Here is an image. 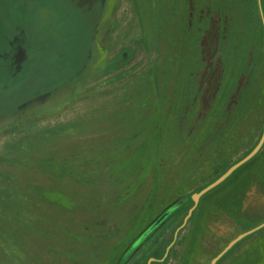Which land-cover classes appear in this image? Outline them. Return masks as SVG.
Here are the masks:
<instances>
[{"label":"rangeland","instance_id":"obj_1","mask_svg":"<svg viewBox=\"0 0 264 264\" xmlns=\"http://www.w3.org/2000/svg\"><path fill=\"white\" fill-rule=\"evenodd\" d=\"M215 11L217 32L230 36L208 59L202 40ZM259 11L257 0H0V264H211L263 224L264 143L252 165L239 171L256 155L195 200L263 138ZM209 84L227 92L243 84L233 138L219 133L222 143L212 145L213 132L202 144L196 137L220 103L214 93L208 110ZM158 119L172 138L155 220L168 216L130 248L154 175L119 169L137 148L126 140L151 133ZM261 253L264 228L217 264H248Z\"/></svg>","mask_w":264,"mask_h":264},{"label":"trees","instance_id":"obj_2","mask_svg":"<svg viewBox=\"0 0 264 264\" xmlns=\"http://www.w3.org/2000/svg\"><path fill=\"white\" fill-rule=\"evenodd\" d=\"M258 2H259V0H257V3ZM262 7L264 8V0H262ZM214 15L216 16V18H214L212 20L211 29L208 32V34L206 35V37L202 40L203 54L208 59H212L215 57V54L217 52V45L219 47L221 41H223L224 44L226 45V41L230 36V34L228 32V28H225V27L222 29L220 34L217 32L218 26L221 29V26L219 25L220 13L219 12L217 13V11H215ZM217 16H218V18H217ZM260 22H261V25H260L261 34H262L263 40H264V30H263L264 24H263L261 13H260ZM251 47H252L251 45L247 44L246 53H245V57H244V59H246V61L248 62L244 66V68H246L247 70H249L252 67V65H254L253 60H250V58H249L250 51L252 52ZM220 68L221 67L219 66V70H220ZM219 70H218V68L213 69L215 78H217L218 74H220L219 75V79H220L221 71H219ZM222 76L225 78L224 70L222 71ZM223 77H221V80L222 79L224 80ZM224 85L225 84H209L208 88L206 89V92L204 93L203 97L205 99V103L207 104V107H209V103L211 106V103L214 101V100H211L214 97V96L212 97V95L214 93L216 95H220V97H219L220 103L217 104V106L214 109L216 111L215 117L210 118L209 121L207 122V129L204 130L203 132H201V134L196 135L197 139H199L201 141V142H199L201 144H202V141L206 137L205 132H207L208 130H209L208 133L213 132L211 134V136L213 138L206 141V142H208L209 145H212L215 142L222 143V140L219 139L220 138V135H218L219 133L224 134L223 137H226L228 135V137L233 138L231 131H229L230 130L229 129V126H230L229 122L230 121L232 122V120L230 119V116L232 115V113L235 109V106L237 105L236 102L239 99L237 94H236L237 87L240 85H243V84H237L236 89L234 91H232L233 88L231 86V89L229 90V92H227L226 90H222L224 88ZM246 85H248V84H246ZM239 91H240V87L238 89V92ZM211 108H212V106L209 107L208 110H210ZM164 124H165V122H162L161 119H158L155 122V125L153 126V131H151V133L145 134V131L142 129L135 136H133L134 138L130 137L126 140L127 143H130V145L132 143H133V145L136 144L137 148L135 149L134 153H132L126 159L125 164L122 167H120V169H119L120 173H122L124 177H130L134 173H138V174H140L139 177H141L145 180L148 177V175L150 174V172H153V175H154V183L153 184H154V188H155L154 191H152L150 193V195H148L146 200L143 202L144 206L142 208L141 207L139 208V211H140V209L142 211V219H144L143 225H142L143 226L142 230L139 232V235L141 236V238H138L137 237L138 234H136L135 237L131 241L132 243L129 244L127 247H129L130 245L133 246L134 243H139V241H141L143 238H145L146 235H149L166 218V216H168V214H166L162 218H158L157 220H155L156 219L155 216H156L158 207L156 206L154 200L157 199V193H158V190L160 187L159 181L161 180L162 170H163L164 165H165L166 144L172 138L171 136H168V133L171 131L167 130V128L165 130ZM196 131H197V128L194 127L193 130L191 132H189V134L187 136L193 137L194 133H196ZM181 141H182V145L185 146L184 145L185 141L184 140H181ZM199 143H197L198 149H200V147L202 150H204V149L207 150L209 148L208 145L203 144V146L202 145L200 146ZM222 147L227 148L228 145H226V143H225V145H223ZM261 153L257 154L256 157H254L251 161H249L247 164H245L243 166V168H241L239 171L245 170L246 167L252 165L254 163V161L259 159V156ZM193 168H196V166H193ZM182 186H185V190L183 191V193H189L187 190L189 188L188 184L187 185L182 184L181 189L183 188ZM128 187L130 188L129 190L133 191L134 193H136L135 190L138 189V188H135L133 185H129ZM198 189H200V188H198ZM175 190H176L175 194L180 193V188L175 189ZM189 200H191V199H189ZM199 207H201V203L199 204V206L194 211L192 219L196 218L195 215H196ZM137 220H135L134 223H136ZM132 246H130V248ZM111 256H112V254H111ZM156 262H158V261H156ZM248 264H264V255L261 253V256L256 257L253 262L248 263Z\"/></svg>","mask_w":264,"mask_h":264},{"label":"water","instance_id":"obj_3","mask_svg":"<svg viewBox=\"0 0 264 264\" xmlns=\"http://www.w3.org/2000/svg\"><path fill=\"white\" fill-rule=\"evenodd\" d=\"M259 8H260V11H261V16H262V20H263V24H264V12H263V7H262V0H259ZM264 143V135H263V138L259 144V146L249 155L247 156L245 159H243L241 162H239L238 164H236L235 166H233L230 170H228L220 179H218L215 183H213L212 185H210L209 187H207L206 189H204L198 197H196V204H198L199 202V197H201L203 194L207 193L208 191L212 190L213 188H215L216 186H218L220 183H222L224 180H226L233 172L234 170H236L237 168H239L240 166H242L243 164L247 163L250 159H252L256 153L260 150L261 146L263 145ZM193 213V210L190 211V214L189 216L187 217L186 221L189 219V217L192 215ZM264 228V223L261 224L260 226H258L257 228L251 230V231H248L242 235H240L238 238H236L235 240H233L212 262L211 264H217V262L222 258L224 257L228 251H230L240 240H242L243 238L249 236L250 234L260 230ZM177 237V236H176ZM170 249V248H169ZM168 249V251H169ZM152 261H155L154 259L151 260Z\"/></svg>","mask_w":264,"mask_h":264},{"label":"flooded vegetation","instance_id":"obj_4","mask_svg":"<svg viewBox=\"0 0 264 264\" xmlns=\"http://www.w3.org/2000/svg\"><path fill=\"white\" fill-rule=\"evenodd\" d=\"M24 59H25V53L22 52V51H20V52H19V55H18V57H17V59H16V61H17L18 63H21V62H23Z\"/></svg>","mask_w":264,"mask_h":264}]
</instances>
